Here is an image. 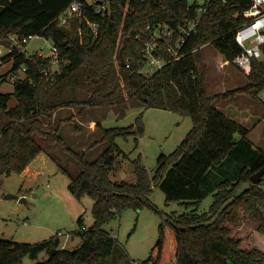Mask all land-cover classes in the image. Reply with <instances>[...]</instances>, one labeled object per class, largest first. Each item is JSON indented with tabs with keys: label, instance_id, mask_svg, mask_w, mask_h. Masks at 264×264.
<instances>
[{
	"label": "trees",
	"instance_id": "obj_1",
	"mask_svg": "<svg viewBox=\"0 0 264 264\" xmlns=\"http://www.w3.org/2000/svg\"><path fill=\"white\" fill-rule=\"evenodd\" d=\"M75 1L82 4V16L60 25L57 18ZM250 4L251 0H235L227 6L214 5L187 40L184 58L148 76L141 73L150 42L146 29L160 24L176 29L184 19L193 17L194 11L185 0H103L105 9L100 13L96 12L99 1L0 0V44L11 51L2 61L12 62L11 75L25 69L24 77L13 83L12 94L0 93V185L4 177L22 174L41 154L56 163L36 141L40 136L78 165L80 174L70 182L71 194L94 201L93 225L83 231V219L78 220L79 234L85 236L79 247L60 249L58 238L38 244L1 239L0 264H23L26 258L36 260L42 252L49 257L36 264H131L126 263L124 249L104 227L129 209L149 208L158 213L151 201L154 188L165 194L167 204L180 202L196 208L180 215L173 213L160 225L158 240L143 264H264V251L252 245L244 248L241 238L234 234L247 218L255 225L256 237L257 233L264 237V191L251 180L264 167V150L241 149L242 144H248L249 130L217 105L232 94L259 99L264 91V47L263 59L254 61L247 75V86L225 95L207 93L202 58L203 47L212 44L225 61L233 60L241 50L235 33L244 23L242 13ZM11 36L21 45L29 37H43L58 48L59 59L27 57L9 40ZM157 55L168 59L164 53ZM54 63L60 70L52 73ZM9 79L0 78V87ZM12 97L18 104L9 108ZM130 99L147 109L169 110L192 121L178 148L169 156L159 157L152 178L141 155L132 161L136 184L114 182L110 175L116 156L124 154L116 141L131 137L138 141L145 131L143 114L126 128L107 129L98 122L97 132L108 147L93 162L88 161L87 151L77 152L66 145L60 124H51L53 114L62 109L78 108L83 115L89 107ZM44 119L52 126L49 132H45ZM241 156L246 157L247 165L235 181L219 183L209 212L198 213L205 197L202 184L210 168L222 165L229 157Z\"/></svg>",
	"mask_w": 264,
	"mask_h": 264
},
{
	"label": "rangeland",
	"instance_id": "obj_2",
	"mask_svg": "<svg viewBox=\"0 0 264 264\" xmlns=\"http://www.w3.org/2000/svg\"><path fill=\"white\" fill-rule=\"evenodd\" d=\"M87 1L90 4L97 1L103 2V0ZM102 2L99 5L103 7ZM93 28L96 27L93 26ZM9 40L14 44L17 43L14 36L9 37ZM51 45V41L43 37L34 38L28 44V50L25 51L26 56L37 55L39 49L49 53ZM10 52L7 47L0 44L1 79L12 76L10 73L12 62L2 61ZM202 58L206 68V88L209 95H225L247 86L249 82L247 75L251 70L246 73L234 64L223 66L222 62L225 59L214 45L208 44L203 47ZM59 70L58 64L54 63L51 72ZM19 75L24 77L23 72ZM13 91V82L10 80L0 87V93L12 94ZM17 104V99L12 97L8 107L14 108ZM217 105L227 117L249 130L246 138L248 144H242L241 149L246 152L256 148L264 150V91L259 99L242 93L232 94ZM79 110L78 108L59 110L53 114L51 124H60V135L64 138L66 145L77 152L87 151V159L90 162L97 160L108 146L101 142V134L96 129L97 124L89 121L99 122L107 129L126 128L133 125L137 117L143 114L145 126L143 136L138 137V141L134 137L128 140L120 138L116 141L124 154L116 156V162L110 175L114 182L137 183L132 161L139 155L142 156V164L152 178L159 157L171 155L192 128V121L189 117L169 110L147 109L135 99L111 106L89 107L83 115H80ZM69 118L73 120L66 121ZM44 122H46L45 132H49L52 126H49L50 123L46 119ZM36 137V141L45 148L60 167L46 154H41L22 174L13 173L2 179L0 240L38 244L58 238L61 243L60 249L74 250L85 239V236L79 234L81 228L78 220L82 218L86 228H90L94 223L92 215L94 201L89 196L77 199L71 194L69 185L72 179L80 174L78 165L60 148L45 143L47 141L44 137ZM236 138L240 140L239 136ZM246 165V157L241 156L239 158L229 157L222 165L210 168L202 184L205 197L198 206V213L209 212L219 183L225 180L235 181L241 169ZM260 188L264 191V182L260 184ZM8 195L19 196V198L6 199ZM21 198L26 199V203H21ZM151 201L157 207L158 213L149 208L140 211L129 209L104 227V230L116 241V245L124 249L127 257L126 263L143 264L158 240L160 225L165 223L173 213L180 215L196 208L194 205L180 202L167 204L165 194L158 188H154ZM234 234L241 238L244 248L252 245L264 251V237L258 233L256 237L255 225L249 219L245 218L242 224L234 229ZM48 257L47 253L42 252L36 260L26 258L23 264H36L45 261Z\"/></svg>",
	"mask_w": 264,
	"mask_h": 264
},
{
	"label": "built area",
	"instance_id": "obj_3",
	"mask_svg": "<svg viewBox=\"0 0 264 264\" xmlns=\"http://www.w3.org/2000/svg\"><path fill=\"white\" fill-rule=\"evenodd\" d=\"M190 11H194L193 17L184 19L176 29L167 24H160L155 27H147L146 34L150 36L144 55L146 66L141 71L144 75H151L160 71L168 63L179 62L184 58V46L187 40L197 32L198 26L203 18L212 11L214 5L227 6L235 0H185ZM105 8L100 6L96 12L100 13ZM83 14L82 4L79 1L73 2L58 18L60 25L66 26L73 17H81ZM244 23L236 30L235 42L240 47V52L235 55L232 61L222 62L223 66L234 64L241 71L249 73L254 61L263 59L262 49L264 47V0H251L249 7L242 13ZM35 37L24 39L21 45L16 40V46L22 53L28 50V44ZM157 53H164L168 59L158 57ZM38 56L42 58H52L53 61L59 59V50L51 45V51L39 49ZM128 66V65H127ZM129 67V66H128ZM25 74V69H21L17 74L10 77L13 83L21 79L20 73ZM87 230L86 227L82 229Z\"/></svg>",
	"mask_w": 264,
	"mask_h": 264
},
{
	"label": "water",
	"instance_id": "obj_4",
	"mask_svg": "<svg viewBox=\"0 0 264 264\" xmlns=\"http://www.w3.org/2000/svg\"><path fill=\"white\" fill-rule=\"evenodd\" d=\"M99 4H101V2ZM120 57H121V65L124 67L126 65V63H125V60H124L122 54L120 55ZM263 179H264V167L261 168L258 172H256L251 177V180H252L254 185L261 184L263 182ZM18 198H19V196H14V195L6 196V199H18ZM20 202L21 203H26V199L21 198Z\"/></svg>",
	"mask_w": 264,
	"mask_h": 264
},
{
	"label": "crops",
	"instance_id": "obj_5",
	"mask_svg": "<svg viewBox=\"0 0 264 264\" xmlns=\"http://www.w3.org/2000/svg\"><path fill=\"white\" fill-rule=\"evenodd\" d=\"M218 108L220 109V107H218ZM69 109H71V108H69ZM72 109H73V108H72ZM89 122H91V123H94V124H95V123L97 124V122H96V121H94V120H93V121H89ZM85 123H86V122H85ZM85 123H84V124H85ZM59 244L61 245V243H60V242H59Z\"/></svg>",
	"mask_w": 264,
	"mask_h": 264
}]
</instances>
